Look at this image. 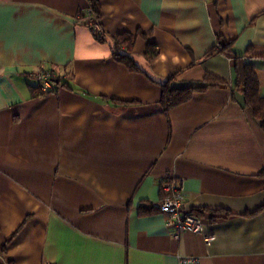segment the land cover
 Wrapping results in <instances>:
<instances>
[{
    "label": "crops",
    "instance_id": "1",
    "mask_svg": "<svg viewBox=\"0 0 264 264\" xmlns=\"http://www.w3.org/2000/svg\"><path fill=\"white\" fill-rule=\"evenodd\" d=\"M96 1L105 41L89 0H0V264H264V129L237 88L242 62L264 97V0ZM138 32L135 70L112 44ZM40 70L70 76L34 96ZM169 80L219 85L166 112ZM168 177L229 216L176 237Z\"/></svg>",
    "mask_w": 264,
    "mask_h": 264
},
{
    "label": "trees",
    "instance_id": "2",
    "mask_svg": "<svg viewBox=\"0 0 264 264\" xmlns=\"http://www.w3.org/2000/svg\"><path fill=\"white\" fill-rule=\"evenodd\" d=\"M90 8L95 16V18L100 22L101 12L99 3L96 0H89ZM141 32L136 34L124 33L117 36L112 44V50L114 57L126 64L129 68L140 70L136 65L134 59L130 55L137 38ZM101 41H105L104 33L100 37ZM124 48L126 50H124ZM226 49V48H224ZM219 51H224L223 48H220ZM159 53V50L154 42H149L147 45L146 55L149 59L155 58ZM212 53V52H210ZM55 72L54 70H51ZM58 74L59 83L54 85L56 86L66 85L67 80L66 76H70L69 73L56 72ZM56 79V78H55ZM218 83H212L209 80H206L201 83L191 84L187 86H179L173 83L172 81L166 82L163 87V95L161 103L166 112L171 108L178 106L189 100L196 91H204L210 87L218 86ZM52 89H43L42 86L38 83L31 85V91L34 96L45 95L46 93L52 92ZM237 88L240 90L245 98V104L249 107L253 113L261 120L262 128L264 129V97L260 95V84L256 73L253 71L251 65L243 64L238 62L237 64ZM264 207V205L262 206ZM191 212L201 218L206 222L208 221H218L229 216L227 212L212 211L206 210L204 208L192 209Z\"/></svg>",
    "mask_w": 264,
    "mask_h": 264
},
{
    "label": "built area",
    "instance_id": "3",
    "mask_svg": "<svg viewBox=\"0 0 264 264\" xmlns=\"http://www.w3.org/2000/svg\"><path fill=\"white\" fill-rule=\"evenodd\" d=\"M86 18L92 32L100 38L103 30L91 8L87 10ZM33 77L36 83L40 84L43 89H52L57 75L51 70H40L33 74ZM161 188L162 197L157 203V207L165 215L168 227L175 230V236L179 237L185 231L202 233L205 221L187 209L185 205L186 194L183 189L182 180L171 177L165 178L162 180ZM210 239L212 238H208L207 240ZM181 262L182 264H195L198 262V259L195 257H184L181 258Z\"/></svg>",
    "mask_w": 264,
    "mask_h": 264
},
{
    "label": "water",
    "instance_id": "4",
    "mask_svg": "<svg viewBox=\"0 0 264 264\" xmlns=\"http://www.w3.org/2000/svg\"><path fill=\"white\" fill-rule=\"evenodd\" d=\"M54 81H55L56 83H59V79H57V78H56Z\"/></svg>",
    "mask_w": 264,
    "mask_h": 264
}]
</instances>
